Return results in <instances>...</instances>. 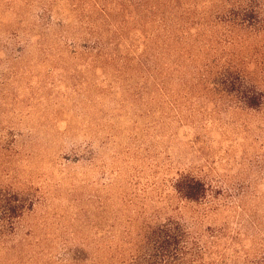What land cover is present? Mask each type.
<instances>
[{"label":"rangeland","instance_id":"374dc122","mask_svg":"<svg viewBox=\"0 0 264 264\" xmlns=\"http://www.w3.org/2000/svg\"><path fill=\"white\" fill-rule=\"evenodd\" d=\"M173 1L162 32L131 9L101 25L103 0H0V264H133L168 220L195 264H264V0H244L258 9L241 25ZM184 175L198 202L174 190Z\"/></svg>","mask_w":264,"mask_h":264},{"label":"trees","instance_id":"16d2710c","mask_svg":"<svg viewBox=\"0 0 264 264\" xmlns=\"http://www.w3.org/2000/svg\"><path fill=\"white\" fill-rule=\"evenodd\" d=\"M104 2L110 4L108 9L100 8V12L103 16V24L106 26L114 25L109 21L110 14L117 12L118 14L127 13L128 16L133 13L132 20H134L138 25L151 28H157L161 26L162 32L168 30L171 26L177 24L176 20H172L173 10L176 7L173 0H103ZM205 2L210 3L212 9H217L220 12H237L240 18V25L246 24V22H252L256 18V11L258 9L257 4L251 5V7H246L244 0H205ZM184 8L185 12L190 9H195L199 7V4L185 3V6H180ZM179 7V8H180ZM128 9L132 10L128 12ZM138 9L145 11L143 17L137 13ZM158 14V15H156ZM155 16V17H154ZM170 20V22L167 21ZM181 23L187 25L190 21L186 20ZM169 25V26H168ZM151 35V34H150ZM143 40L141 42L142 50L139 60L143 62L146 58L144 57L147 51H149L146 42L149 40H154L153 36H142ZM153 38V39H152ZM157 39V38H156ZM153 43L156 46L157 53L159 54L160 45ZM97 48L101 54L112 60H129L127 58V53L125 57L121 58L120 51L117 46H109L107 44H100V41L96 42ZM119 46L124 44L120 43ZM114 47V48H113ZM134 60V58H132ZM140 65L144 67L143 64ZM225 72L219 74L220 83L225 87L226 81L222 80ZM255 98H250V104L256 105ZM249 101V100H248ZM174 190L176 193L187 202H198L205 194V188L203 183L191 176L184 175L178 178L174 183ZM20 200L14 194L5 200V206H2V211L6 212L12 219L17 218L23 206L19 205ZM199 247L190 238L188 231L181 224L174 221H166L161 224L155 225L151 228L144 236L143 243L139 247L138 254L134 257L133 264H195L197 256L199 257Z\"/></svg>","mask_w":264,"mask_h":264}]
</instances>
